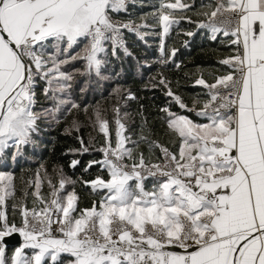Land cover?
<instances>
[{
    "label": "snow or ice",
    "instance_id": "obj_1",
    "mask_svg": "<svg viewBox=\"0 0 264 264\" xmlns=\"http://www.w3.org/2000/svg\"><path fill=\"white\" fill-rule=\"evenodd\" d=\"M0 264H264V0H0Z\"/></svg>",
    "mask_w": 264,
    "mask_h": 264
},
{
    "label": "trees",
    "instance_id": "obj_2",
    "mask_svg": "<svg viewBox=\"0 0 264 264\" xmlns=\"http://www.w3.org/2000/svg\"><path fill=\"white\" fill-rule=\"evenodd\" d=\"M147 10V9H145ZM179 31V30H177ZM187 37L181 35H177L174 31L169 43L174 44L176 47L180 49L177 53V57L186 64L189 69H192L195 64L201 63H210L213 59V53L208 49V46L205 45L199 37H195L190 40V43L187 47L182 44V40L186 39ZM130 41L134 43L133 51L136 53L137 57H144L147 56L149 59H153L155 55H158L157 52V40L156 38L152 37L149 38L151 47H146L142 42L136 40L134 37L129 38ZM143 71V70H142ZM147 76V73H144ZM169 75L175 77L177 75L175 69L169 70ZM124 78L129 81L134 87L139 86L141 83L140 75L136 72L135 61H127L124 65ZM145 95L151 96V93H146ZM157 104L160 103V100L157 99ZM60 152V145L56 146L55 153L49 159H55L56 156L59 155ZM47 155L46 153L44 154ZM35 167V163L32 164H21L16 167L14 170L16 171L17 175L21 174V170H24L25 174L27 173L28 169Z\"/></svg>",
    "mask_w": 264,
    "mask_h": 264
}]
</instances>
